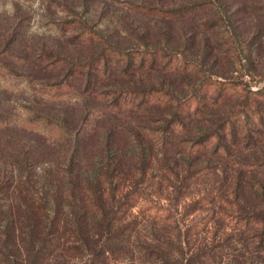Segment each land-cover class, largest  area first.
Instances as JSON below:
<instances>
[{"label":"trees","instance_id":"trees-1","mask_svg":"<svg viewBox=\"0 0 264 264\" xmlns=\"http://www.w3.org/2000/svg\"><path fill=\"white\" fill-rule=\"evenodd\" d=\"M220 5L204 0L134 7L164 21L208 15L194 32L216 40L205 37L198 51L185 32L181 47L167 43L139 51L107 44L101 32L83 27L72 40L99 44L96 55L76 63L48 55L53 58L48 68L64 73L57 81L36 84L40 97L62 103L79 92L86 103L103 101V110L112 115L158 116L155 130L131 118L90 128L89 117L97 111L87 107L73 126L30 107L25 120L15 124L0 107V133L16 125L63 153L39 171L35 155L18 146L19 155L9 163L16 169L0 170V264H264V86L250 91L216 74L213 79L187 59L194 53L207 68L214 67L211 60L218 54H233L235 47L220 44L224 37L231 40L224 22L229 17ZM8 51H0V83L24 78L2 61ZM148 72L179 73L180 87L171 82L166 88H139L123 81ZM110 75L125 88L101 89L99 78ZM241 117L258 127L244 126L238 139ZM154 153L160 168L179 181L180 194L199 180L219 177L203 195L217 214L213 236L192 253L184 251L189 241L182 239L176 220L156 213L145 231L134 212L153 184Z\"/></svg>","mask_w":264,"mask_h":264},{"label":"rangeland","instance_id":"rangeland-1","mask_svg":"<svg viewBox=\"0 0 264 264\" xmlns=\"http://www.w3.org/2000/svg\"><path fill=\"white\" fill-rule=\"evenodd\" d=\"M195 1L204 0H0V51L4 48L9 49V55H3L2 61L24 76L22 79L7 77L1 81L0 107L15 124H21L25 120L27 115L25 107H30L73 126L82 121L84 109L87 107L89 110L97 111L89 117L90 128L102 124L110 126L112 122L122 123L131 118L136 125L144 124L149 131L155 130L159 125L158 116L146 120L145 116L139 119L133 117V114H122L124 112L112 115L103 110V101L97 103L90 100L86 103L79 92L71 101L53 103L40 97L34 87L36 84L57 81L64 73L61 68L53 70L48 68L49 63L53 61L48 55L76 63L87 61L97 54L99 44L72 40L83 27H86V30L101 32L107 44L139 51L153 50V47L167 43L169 47H181L180 36L185 32L190 34L193 41L195 40V48L198 51L199 47L202 48V42L207 41L206 38L210 39L209 42L216 40L211 34L206 36L199 31L197 34L194 32L196 23L206 21L208 15H198L194 19L181 21H164L134 9L137 6L171 8ZM215 3H220L222 12L226 11L229 17V20L226 18L224 22L233 43L231 45L229 39L224 37L220 44L223 45V49L233 46L235 50L233 54L224 56L218 54L216 58L214 57L211 60L216 61L214 67L209 63L206 68L207 64L202 65L199 57L193 56L194 53L187 54V59L205 71V76L209 77L211 73L213 79H216V74L238 83L240 88L256 91L264 86V0L219 2L215 0ZM70 21H75V24L72 23L70 26L67 24ZM62 28L66 31L64 34L61 32ZM230 62L231 65L227 66ZM180 75L174 72L168 75L148 72L123 81L132 82L133 86L140 85L139 88L160 85L166 88L168 84L175 82V87L179 88L180 85L177 83L180 81ZM113 76L115 75H110L104 80L99 78L101 82L98 86L101 89L103 85L106 86L104 89L121 87L118 85L121 80ZM123 88L125 86L121 87ZM103 111H106V114ZM244 126L258 127L256 121L241 117L238 139L244 131ZM17 127L14 125L7 132L0 133V170L16 169L9 166V163L19 155L16 148L18 146L26 155L30 151L33 156L35 155L33 159L35 158L37 162L34 160V164L39 171L48 167L52 158L63 155L60 149H54L49 142L32 134L23 133ZM261 131L264 134V130ZM239 147L242 148V144ZM7 155L11 156L10 160L6 159ZM153 159L155 168L153 184L147 188L145 196L139 201L134 212L138 214L145 231L150 229L147 221H152L153 217L157 216L156 213L163 215V218L167 216L171 220H176V227L182 239L185 237V241H189L184 251L192 253L201 245L200 242L209 243L213 236L214 215L217 214H213L210 205L206 204L208 199H203V195L205 187H209L214 179L218 181L219 177L212 176L213 178L207 180H199L186 194H180L179 181L174 174L160 168L162 161L158 163L160 157L155 156V153ZM183 175L180 173L179 177ZM160 207L165 210L157 211ZM169 214L171 215L168 216ZM83 263L84 261L78 264Z\"/></svg>","mask_w":264,"mask_h":264}]
</instances>
